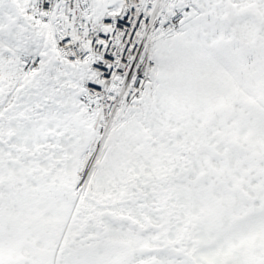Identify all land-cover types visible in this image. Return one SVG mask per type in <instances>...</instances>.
<instances>
[{"label": "snow or ice", "instance_id": "obj_1", "mask_svg": "<svg viewBox=\"0 0 264 264\" xmlns=\"http://www.w3.org/2000/svg\"><path fill=\"white\" fill-rule=\"evenodd\" d=\"M0 264H264V0H0Z\"/></svg>", "mask_w": 264, "mask_h": 264}]
</instances>
